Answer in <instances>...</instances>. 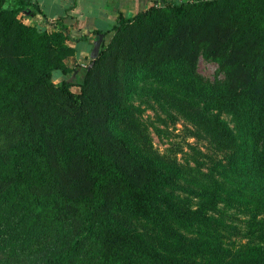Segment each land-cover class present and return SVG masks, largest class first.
Masks as SVG:
<instances>
[{
  "label": "trees",
  "instance_id": "16d2710c",
  "mask_svg": "<svg viewBox=\"0 0 264 264\" xmlns=\"http://www.w3.org/2000/svg\"><path fill=\"white\" fill-rule=\"evenodd\" d=\"M6 2L0 264H216L187 256L190 238L174 229L162 237L164 253L114 219L118 208L149 216L169 176L159 155L145 145L141 152L126 135L130 96L140 77L184 80L196 75L199 57L216 63L222 78L209 83L194 120L222 154V180L264 176V0H155L130 16L119 13L92 64L73 75L63 62L72 48L60 19L38 29L18 16L30 0ZM53 70L63 76L57 82ZM221 110L232 113L237 129ZM117 121L122 133L111 127ZM210 180L213 196L203 207L214 204L221 184ZM180 209L172 203L176 217L194 215ZM242 251L239 264H264V241Z\"/></svg>",
  "mask_w": 264,
  "mask_h": 264
},
{
  "label": "rangeland",
  "instance_id": "374dc122",
  "mask_svg": "<svg viewBox=\"0 0 264 264\" xmlns=\"http://www.w3.org/2000/svg\"><path fill=\"white\" fill-rule=\"evenodd\" d=\"M57 72L53 71L52 77ZM195 74L184 80L159 74L135 82L130 96L131 126L124 133L141 152L145 145L159 155L169 176L159 184L161 195L149 216L118 208L114 219L159 252L169 253L162 237L166 230L174 229L190 238L184 246L187 256L193 254L203 262L239 264V251L264 241V176L242 173L220 178L222 154L194 119L198 106L208 98L209 83L218 82L222 73L216 63L199 57ZM219 115L228 127L237 129V119L231 112L221 110ZM119 126L120 121L111 123L121 132ZM210 178L221 180V184L215 191L214 204L203 207L210 205L208 198L213 196ZM173 202L194 215L176 217L171 210ZM216 244L222 257L215 250Z\"/></svg>",
  "mask_w": 264,
  "mask_h": 264
},
{
  "label": "crops",
  "instance_id": "0c3cea01",
  "mask_svg": "<svg viewBox=\"0 0 264 264\" xmlns=\"http://www.w3.org/2000/svg\"><path fill=\"white\" fill-rule=\"evenodd\" d=\"M153 1L155 0H30L18 16L25 23L46 30L53 28L55 19L59 18L69 35L66 43L72 48L71 54L64 56L63 62L70 73H76L80 67L88 64L89 51L97 33L101 32L102 41H106L110 35L109 29L119 13L130 16ZM58 72L53 77L51 73V80L53 78L57 82L63 77ZM70 89L78 91L76 85H71Z\"/></svg>",
  "mask_w": 264,
  "mask_h": 264
},
{
  "label": "water",
  "instance_id": "95a60500",
  "mask_svg": "<svg viewBox=\"0 0 264 264\" xmlns=\"http://www.w3.org/2000/svg\"><path fill=\"white\" fill-rule=\"evenodd\" d=\"M102 42V33L99 32L97 33L96 38L92 41V46L91 49L89 51V63L87 65V68L92 64L94 57L97 55L98 53V49H99V45ZM75 74L74 72H72V75Z\"/></svg>",
  "mask_w": 264,
  "mask_h": 264
}]
</instances>
